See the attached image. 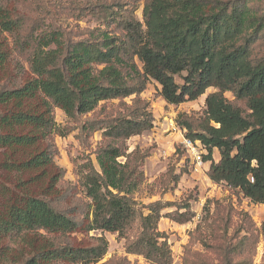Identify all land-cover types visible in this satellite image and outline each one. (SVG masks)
<instances>
[{
	"label": "trees",
	"instance_id": "trees-1",
	"mask_svg": "<svg viewBox=\"0 0 264 264\" xmlns=\"http://www.w3.org/2000/svg\"><path fill=\"white\" fill-rule=\"evenodd\" d=\"M119 16L125 39L104 31L93 33V40L67 44L57 32L40 37L30 63L34 78L21 88L0 89V200H5L0 210V239L24 245L29 257L21 264H97L108 252L107 239L101 236L94 245L82 246L69 236L91 231L118 233L127 240V253L153 264H172L168 241L158 229L161 213L169 205L155 202L139 209L130 195L131 186L143 180L140 167L149 153L127 154L121 148L131 137L153 127L149 103L140 97L149 79L160 84L162 97L171 105L196 101L210 88L217 90L206 98L203 125L195 126L187 115H180L177 123L188 131L187 138L200 141L208 151L204 160L211 162L208 177L212 182H224L254 204H264V61L254 64L248 45H236L245 31L260 24L257 15L219 0H147L146 29L132 13ZM19 27L7 15L0 19L4 32ZM52 45L55 48L48 49ZM7 60L0 49V66ZM183 72L187 75L180 86L174 77ZM226 92L246 101L251 113L246 115L229 101ZM133 96L131 105L124 103ZM113 100L124 104L122 113L98 122L86 120L81 126L82 133L104 130L108 144L97 154L100 170L90 163L84 177L92 218L75 219L30 191L55 166L53 145L30 151L38 150L54 134V107L75 118ZM214 149L219 150V162L213 160ZM121 157L124 163L119 162ZM25 175L30 177L23 179ZM3 176L16 183L4 185ZM58 182L55 173L43 195H52ZM168 216L186 224L194 215L187 210ZM134 224L140 233L130 240ZM42 232L69 236L68 241L56 244ZM9 253L8 248L0 253V264L10 259Z\"/></svg>",
	"mask_w": 264,
	"mask_h": 264
},
{
	"label": "rangeland",
	"instance_id": "rangeland-1",
	"mask_svg": "<svg viewBox=\"0 0 264 264\" xmlns=\"http://www.w3.org/2000/svg\"><path fill=\"white\" fill-rule=\"evenodd\" d=\"M146 1L0 0V19L7 15L20 25L19 30L12 33L0 28V49L6 52L8 58L0 66V89L21 88L34 78L30 63L34 51L39 47L37 41L42 36L57 32L63 43L67 44L90 38L93 40V33L97 35L104 31L125 39L119 15L128 16L130 13L146 29L143 16ZM219 1L230 7L248 8L257 15L260 24L245 31L236 45H248L249 57L254 64L264 61V0ZM54 48L52 45L48 49ZM134 62L143 72L137 57H134ZM186 75L183 72L174 77L178 85H183ZM161 90L158 82L148 80L146 90L140 97L149 103L153 127L121 145L127 154L135 150L142 154L149 153L140 167L143 180L131 186L130 195L139 209L155 202L169 205L161 213L158 229L168 241L172 264H264V204H254L240 190L231 188L224 182H212L208 177L211 162L197 166L184 145L188 131L177 123L180 115H187L195 126L200 123L203 125L207 117L206 98L217 90L210 88L198 100L180 105L167 103ZM224 95L246 115L251 113L246 101L237 100L231 92ZM133 98L135 97L125 99L124 103L131 105ZM124 107L120 100L101 102L93 112L75 118L68 117L64 111L54 107V134L38 150L30 152L40 151L45 145H53L55 166L30 191L48 199L53 206L68 212L75 219L85 218L89 221L92 218V202L86 194L84 177L90 163L100 170L97 154L108 141L103 136L104 130L89 129L82 133L81 126L86 120L98 122L114 118L124 111ZM212 125L217 126L215 123ZM203 149L205 161L208 151L204 147ZM213 160H220L218 149L213 151ZM125 161L124 157L119 158V162ZM55 173L59 179L56 189L52 195L45 196L43 190L48 187L50 177ZM29 177L30 175H25L23 179ZM2 183L8 185L16 182L12 177L3 176ZM3 201L0 200V210ZM187 210L194 216L186 224H178L168 216L176 211L185 213ZM144 214H148V211L144 210ZM139 233L138 224H134L128 238L133 240ZM42 234L56 244L67 242L70 236L82 246H92L96 238L104 236L109 248L106 256L97 264H153L142 256L127 253V240L118 233L79 232L67 238L44 232ZM41 241L45 242V239ZM7 248L10 249L8 261L13 257L17 259L9 264H21V261L29 257L24 245L1 238L0 253Z\"/></svg>",
	"mask_w": 264,
	"mask_h": 264
},
{
	"label": "built area",
	"instance_id": "built-area-1",
	"mask_svg": "<svg viewBox=\"0 0 264 264\" xmlns=\"http://www.w3.org/2000/svg\"><path fill=\"white\" fill-rule=\"evenodd\" d=\"M184 145L190 152L194 161H196L197 166L204 165L205 161H203V154L205 151L203 149L204 146L202 147V143L200 141H192L191 139L187 138L184 139Z\"/></svg>",
	"mask_w": 264,
	"mask_h": 264
}]
</instances>
